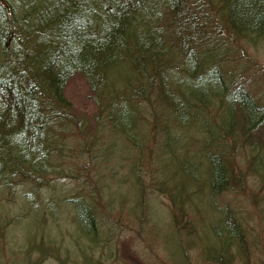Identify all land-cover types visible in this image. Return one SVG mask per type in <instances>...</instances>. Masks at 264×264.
Returning <instances> with one entry per match:
<instances>
[{
	"label": "trees",
	"instance_id": "trees-1",
	"mask_svg": "<svg viewBox=\"0 0 264 264\" xmlns=\"http://www.w3.org/2000/svg\"><path fill=\"white\" fill-rule=\"evenodd\" d=\"M221 32L252 45L264 43V0H0V192L25 188L23 218L41 226L28 234V224L30 238L18 253L25 258L22 264L33 255L38 264L53 260L60 251L72 252L73 264H104L95 254L120 236L117 225L130 223L128 211L133 207L135 219L147 220L143 201H133V191L146 189L138 185L143 181L138 153L119 165L108 157L86 160L76 169L80 176L84 172L86 188L80 193L57 188L61 179L74 177L63 169L68 163L62 154L71 142L103 138L91 132L83 138L78 131L65 94L74 76L93 94L100 131L105 128L138 149L152 136L162 157L157 167L163 160L167 173L172 168L158 183L170 201L172 257L188 263L186 252L193 249L203 264L264 263V257L253 260L264 254V242H251L232 206L193 205V194L184 189L190 182L210 196L237 180L226 138H249L239 175L251 171L264 181V89L257 99L233 82L236 67L223 61L233 55L224 52L226 46L219 48L223 41L215 43ZM117 168L126 174H115ZM100 183L108 193L132 186L113 208ZM41 189L50 192L37 201L31 191ZM64 199L72 207L61 216L71 215L72 230L85 245L68 248L59 231L44 233L46 218L62 225L57 204ZM13 210L0 205L1 236L18 218ZM209 210L217 213L214 222ZM256 226L264 229V213Z\"/></svg>",
	"mask_w": 264,
	"mask_h": 264
},
{
	"label": "rangeland",
	"instance_id": "rangeland-1",
	"mask_svg": "<svg viewBox=\"0 0 264 264\" xmlns=\"http://www.w3.org/2000/svg\"><path fill=\"white\" fill-rule=\"evenodd\" d=\"M220 34L222 35V38H216L215 43L223 41L219 42V48H222L224 45L228 50L224 52L227 55H233L229 60H223L225 65L236 67V74L233 82L236 84H242L246 91H250L253 97L257 98L258 95H261L260 90L264 89V79L259 78V76H264V43L259 44V42L256 41L253 43L254 45H252L244 39H239L222 32ZM210 63L212 62H209L208 65ZM214 63L219 66L218 69L220 70L221 68L224 70L227 68L223 66L221 62L219 64L218 62ZM240 87L242 88V86ZM65 94L72 104V115L79 122L78 131L81 134H84L83 138L86 136V133L89 135L90 132L94 134L96 133L103 138L100 142L91 141L89 144H86L88 136L83 140L79 138V145L77 141L75 143L71 142L69 145L70 150L67 149L64 154H62L66 159L65 162L68 163L63 165V169H70L74 177L70 179V182L61 179L56 184L57 188L65 187L66 190L69 189L72 192L77 189L79 193L81 192V189L86 188L85 185L87 183L84 172H81L80 176L76 170L77 166H80V164L86 160L90 163L92 158L108 157L110 163H117L119 165L121 161L124 163L127 162L125 156L133 157V154H135L133 158H138L136 155L138 153L141 158L139 159L138 164L140 167L139 174H142L143 181L138 185L139 187L140 185L143 187V184H146V189L142 192L143 194H135L133 191V201H140V199L143 201L145 210L144 216L147 217V220L144 218L143 221H145L140 223L141 221L135 219V216L132 213V207L131 210L128 211L131 214L128 213L126 216V218L130 220V223L124 227L117 225V228H120L121 230L120 236L118 238L115 236L113 237L109 246L105 248L106 251L101 252L100 254H95L98 257V260L103 261L104 264H188L189 262L190 264H203L198 258H196V250H188L186 254L188 253L190 256V261H188V263H183L180 262L178 258L176 259L172 257V248L170 249L167 247V241L170 239L171 241L174 240L173 234H171L170 231V229H172L170 214L166 206L170 204V201L165 192L160 189L158 183L165 181V175L168 174L172 168L169 167L167 173V166H164L163 162H160L163 160L159 161L160 167H157V161L162 159V157H157L158 149L154 146V138L152 136L148 138L144 146L138 149L129 145V143L121 137L117 138L114 134L109 133L105 128H102V131H100L102 116L97 115V107L92 99L93 94L90 93L83 79L79 76H74L68 81ZM235 125L237 127L239 126L237 123ZM194 134L195 133L192 132V136H194ZM177 136H179V134H177ZM224 137L225 136L219 137V135H217V139L220 140ZM248 139L249 138L247 137H243L241 140L239 139L236 142H233L232 138H226V151L231 154L230 157L235 165L233 168L237 180L233 183H229L225 190L218 194L216 193L210 196H205L202 192V190L204 191L203 186L198 188L197 186L189 184L190 182L186 183L187 186H185L184 189L193 194L190 197L192 204L195 203L197 205L200 203L207 205L209 203L211 209L214 210H219L224 204H229V206H232L233 210H236V215L244 222L251 242H256L257 240L264 242V229H259L256 226L259 217L264 213V181L259 175L254 174L251 171L239 175V171L244 170L246 163ZM220 140H217V144H224L222 143L224 141L221 142ZM133 151H135V153ZM73 163H77L76 166ZM119 169L117 168V171ZM106 173L107 172H104L103 177H108ZM115 174L122 176L123 174H126V171L120 170ZM118 175L116 176L117 178ZM167 177L168 175H166V178ZM93 178L96 179V170L92 173V180ZM103 182L104 181L101 183ZM107 182L113 183L109 178H107ZM95 183L96 182H93V184ZM21 186L25 185L21 184ZM131 186L132 183H128L126 186L121 185L122 189L119 190L115 185L117 193L114 191L108 193V190H106L101 184V187L104 190V198L108 203L112 199L113 202L111 203L114 205L113 208L120 207L119 197L124 195L126 189L131 188ZM31 192L38 201L48 195L50 190L41 189L40 193L39 190L38 192H34L33 190ZM23 193H25V188L14 189L13 191L6 193L0 192V196H5L4 198L3 196L0 197V205L14 209L12 216H15V213H18V218H15L16 222L10 221L8 223L11 225L8 229V234L3 236L0 235V264H22V260L25 258H22V255L18 253L23 250V242H26L30 238L29 235L25 236L28 224L31 229L28 234L33 231L36 232L41 228L40 223L34 218L29 223L26 222V218H23V205H26L27 201V196ZM188 200L189 199H187V201ZM62 202L63 203L58 202L57 204L58 209L62 210V213L60 214L62 225H58L57 223L52 222L49 218H46L45 222L47 223H45L46 228L44 233L53 235L59 231V234L64 236L65 244L68 248H72L70 243H74L77 247L79 245H85L80 239L78 233L75 230H72L74 226L70 221L71 215L69 216L66 213L64 214L65 217L61 216L65 208L70 209L72 207L69 203L65 202V199ZM254 202L255 205L253 204ZM127 205H130V200H128ZM208 212L211 215L210 220L212 219L214 222V219L217 218V213L213 210H209ZM135 214L138 215L136 208ZM18 219L21 220L19 223H17ZM210 223L212 222L210 221ZM68 253L69 254L60 251L55 259L51 260V258H49L50 261L42 260L40 264H73L71 262L73 259L72 252ZM36 256L37 255L31 256L27 264H38V256ZM65 256L66 258H64ZM263 257L264 254L256 253L253 260ZM96 262L97 261L92 260L91 263L97 264ZM231 264L242 263L239 260H235ZM254 264L264 263L256 262Z\"/></svg>",
	"mask_w": 264,
	"mask_h": 264
}]
</instances>
